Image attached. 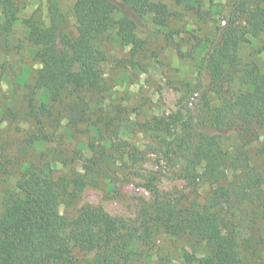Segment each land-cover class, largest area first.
Here are the masks:
<instances>
[{
    "label": "trees",
    "instance_id": "trees-1",
    "mask_svg": "<svg viewBox=\"0 0 264 264\" xmlns=\"http://www.w3.org/2000/svg\"><path fill=\"white\" fill-rule=\"evenodd\" d=\"M163 1L181 0H76L74 31L59 0H47V26L23 21L40 65L34 87L41 92L42 105L58 99L61 82L75 89L95 87L100 72L96 40L117 26L120 42L139 48L136 32L147 28L148 16L163 25ZM244 5L233 0L198 61L203 97L217 94L220 105L210 110L209 121L194 115L180 121L165 153L182 160L184 178H201L213 187L205 202L183 207L178 199L162 197L141 208L132 224L101 207L77 213L84 186L113 172L110 155L95 149L82 163V175L54 178L48 167L28 158L30 143L19 147L21 154L0 162V264H133L148 258L140 249L150 247L159 235L186 240L195 251L203 249L198 264H264V181L248 154L264 131V74L240 67L237 48L245 33L237 14L246 12L252 37L264 33V17L259 6L246 10ZM116 14L121 15L118 21ZM17 22L13 13L4 14L0 33H9ZM236 78L245 88L239 94L230 90ZM230 137L235 144L225 151L220 140ZM225 214L233 220L226 229L221 227ZM74 249L94 257L74 258Z\"/></svg>",
    "mask_w": 264,
    "mask_h": 264
},
{
    "label": "rangeland",
    "instance_id": "rangeland-1",
    "mask_svg": "<svg viewBox=\"0 0 264 264\" xmlns=\"http://www.w3.org/2000/svg\"><path fill=\"white\" fill-rule=\"evenodd\" d=\"M75 2L59 0L74 31ZM232 2L163 1L167 8L163 25L148 16L147 28L136 32L139 48L123 45L114 26L94 43L100 62L96 86L75 89L61 82L58 99L43 106L41 92L34 87L40 65L23 21L32 19L47 26V0H0V17L13 13L18 19L9 33H0V162L21 154L19 147L31 143L28 158L48 167L54 178L75 177L83 174L82 163L91 158L93 150L104 148L113 172L109 178L84 186L77 213L101 207L132 224L141 208L162 197L178 199L183 207L203 204L213 187L201 178H184L182 160L165 153L180 121L190 115L209 121L210 110L220 105L217 94L203 97L204 90L197 84L198 61L216 27L223 25ZM235 2L245 4L246 10L259 6L264 17V0ZM120 18L114 15L116 21ZM246 18V12L237 14V25L245 33L237 48L240 67L264 74V33L247 34ZM244 89L238 78L230 86L234 94ZM220 144L232 151L235 141L230 137ZM248 154L250 165L264 181V131L249 146ZM6 168L13 181L14 174ZM232 222L225 214L221 227L226 229ZM261 237L264 241V225ZM140 250L148 258L143 256L133 264H198L197 259L205 254L186 240L166 235L157 236L150 247ZM72 255L94 257L78 249Z\"/></svg>",
    "mask_w": 264,
    "mask_h": 264
}]
</instances>
